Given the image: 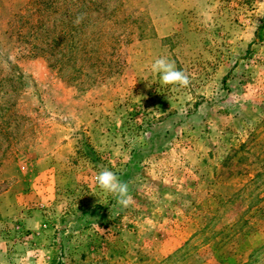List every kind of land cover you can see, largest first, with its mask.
Masks as SVG:
<instances>
[{"label":"rangeland","instance_id":"rangeland-1","mask_svg":"<svg viewBox=\"0 0 264 264\" xmlns=\"http://www.w3.org/2000/svg\"><path fill=\"white\" fill-rule=\"evenodd\" d=\"M0 264H264V0H0Z\"/></svg>","mask_w":264,"mask_h":264},{"label":"clouds","instance_id":"clouds-1","mask_svg":"<svg viewBox=\"0 0 264 264\" xmlns=\"http://www.w3.org/2000/svg\"><path fill=\"white\" fill-rule=\"evenodd\" d=\"M81 19L82 17H78L76 22L79 23ZM151 72L159 75L164 85L187 86L189 84L188 76L182 70L176 68L174 61H169L165 57L155 59L151 65ZM95 179L100 189L115 195L122 206L127 207L131 203L127 184L121 182L115 173L104 170Z\"/></svg>","mask_w":264,"mask_h":264},{"label":"crops","instance_id":"crops-1","mask_svg":"<svg viewBox=\"0 0 264 264\" xmlns=\"http://www.w3.org/2000/svg\"><path fill=\"white\" fill-rule=\"evenodd\" d=\"M182 218H183V217H182ZM187 222H188L187 224H188L189 226H191V227L194 225V222L191 220L190 217L188 218V221H187ZM191 233H192V232H191ZM190 235H191V234H190ZM176 237H177V238H180V234H177ZM187 237H188V236H187ZM174 241H175V243L177 242V241H176V238H174ZM171 243H172V242H171Z\"/></svg>","mask_w":264,"mask_h":264}]
</instances>
